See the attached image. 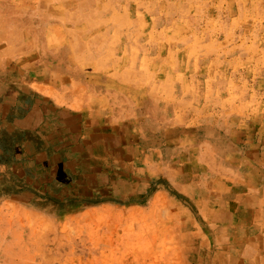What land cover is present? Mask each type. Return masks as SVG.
<instances>
[{"label":"rangeland","instance_id":"rangeland-1","mask_svg":"<svg viewBox=\"0 0 264 264\" xmlns=\"http://www.w3.org/2000/svg\"><path fill=\"white\" fill-rule=\"evenodd\" d=\"M0 52V86L77 115L65 164L0 199V264H264V0H0ZM159 112L176 122L153 134ZM206 116L235 126L232 166L196 143L188 121ZM143 136L224 167L214 212L190 181L164 182L167 154L134 164Z\"/></svg>","mask_w":264,"mask_h":264},{"label":"crops","instance_id":"crops-1","mask_svg":"<svg viewBox=\"0 0 264 264\" xmlns=\"http://www.w3.org/2000/svg\"><path fill=\"white\" fill-rule=\"evenodd\" d=\"M15 94L20 93L0 86L1 200L6 190L21 189L22 184L34 186L33 182H45L39 175L51 174L54 163L65 164L68 144L59 135L67 133L70 121L77 117L45 100Z\"/></svg>","mask_w":264,"mask_h":264},{"label":"bare ground","instance_id":"bare-ground-1","mask_svg":"<svg viewBox=\"0 0 264 264\" xmlns=\"http://www.w3.org/2000/svg\"><path fill=\"white\" fill-rule=\"evenodd\" d=\"M132 30H134V29L130 28V29L126 30L125 35L128 37L133 36L135 39H139V33L134 31L133 35H132L130 33V31H132ZM156 49L158 50L156 53L157 54L156 59H158L162 55V52L165 49L161 48V45L156 46ZM2 55H3V52H0V58ZM5 60H7V58ZM152 67L159 72L162 71V67L159 64L158 65L153 64ZM6 83H8V82H6ZM193 96L194 97H193L192 102H194L196 104L199 100L198 96L196 94H193ZM140 116H141L140 121H144V124L141 123L142 124V131H144L146 134L147 133L151 134L150 130H151V128H153L154 121L151 122V120H152L151 118L147 119L142 115H140ZM153 117L155 119V122L157 123V124L155 123L157 125V132H155L153 134L160 133L165 127L171 126L174 124V122H176V119H174V114H173L172 119H168V115L164 114V112L156 113V116H153ZM213 120H214V118H212V116L196 117V118L191 117L190 120L188 121V124H189V126H192L195 128L194 129V132H195L194 136L196 137V143H197V141H201V140L204 141L205 143H208V141H209V143H212L213 140H217L213 144V146H214L213 152H216V153H218L217 151H219L220 153L222 152V155L219 154L220 160L218 162L219 163L224 162L227 164V166H228V164L230 166H232L233 162L231 160H229L228 158H225V155L227 154V152L229 150L228 148H229L230 144L233 143V141L235 140L234 139V135L236 133V130H234L235 126L231 128L228 126V124H226L224 122L223 123L222 122L214 123ZM236 127L239 128L240 125H238L236 123ZM138 144L140 145V148L137 151L134 150L136 153L131 158L134 160L135 165L143 163L141 160L143 159L142 155H144L145 159H144L143 164L147 165V168H150L153 166L154 167L161 166L162 163L159 162L160 159L159 160L155 159L156 155L158 153L159 154L162 153L163 155L167 154L165 157V162H164L166 168L164 169L163 176H165L167 178L166 180L168 182H166V181H164V182L166 184H168L170 182L171 183H173V182L177 183L179 181V182L183 183L186 181H190V183L193 185V187L197 191L199 190L200 194L202 195V198L203 199L207 198L205 200V202L207 203V208H205V210L206 211L208 210V214H209V211L214 212L211 205H212V201H215L216 198L214 195H212L211 193L208 192L207 187H209L210 184L213 187L217 186V189H219V191H217V194L223 192L225 189H224L223 184H221V183H223L222 180L218 179V178L212 179L210 173H211V171H214V172L215 171H221V172H217V173H222V172L225 173L224 167L221 166V168H222L221 170H214L216 168L215 167L211 171H208L211 167L214 166V164L206 162L205 167L207 166L209 169L204 170L203 169L204 165H201L200 161L198 159L196 161L195 155L197 154V152L200 148L196 146L195 142L191 143L187 140H178V141L173 140L171 142H164L160 138H155V137L146 138L143 136L141 139H139ZM135 155H136V158H134ZM150 157H152L154 161L152 159H150ZM149 159L152 162H155V164H150ZM216 165H218L220 167V164L217 163ZM245 170H249V167L246 166ZM201 171H203L202 173L204 176H200L198 174ZM202 187H204V191H202V189H201ZM179 191L182 192L184 190H179ZM257 195H258V193L253 197V205L258 206V208H259V206L261 205V201H258ZM227 207H228V205H227ZM247 212H249V211H247ZM161 214L162 213H160V215ZM169 215H171V214H169ZM257 215H258V218L261 217V210H258ZM231 227H232V225H231ZM243 235H244V233H243ZM261 235H262V233H261ZM184 237H186V235H184ZM238 238H240V237H238ZM181 254L182 255L179 257V260L183 263L184 262L186 263V259H187L186 256H188L187 250H184ZM217 254H218V252H217ZM202 257H203V252H200L199 258L202 259ZM215 257L216 256H214V258ZM188 258H189V256H188ZM209 258L210 257L207 253L204 257L206 263H207V260H209ZM209 262H210V260L208 261V263Z\"/></svg>","mask_w":264,"mask_h":264}]
</instances>
